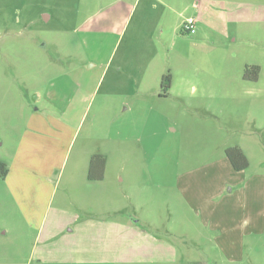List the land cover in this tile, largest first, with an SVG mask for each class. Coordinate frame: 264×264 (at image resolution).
I'll use <instances>...</instances> for the list:
<instances>
[{"label": "rangeland", "instance_id": "1", "mask_svg": "<svg viewBox=\"0 0 264 264\" xmlns=\"http://www.w3.org/2000/svg\"><path fill=\"white\" fill-rule=\"evenodd\" d=\"M254 65L259 78L245 79ZM236 144L245 181L259 178L236 198L245 231L215 228L156 186ZM93 153L107 159L102 181L85 180ZM0 161L14 166L0 177V264H36L34 249L64 234L90 246L76 223L45 236L81 214L105 232L95 246L140 247L92 264H264V0H0ZM127 219L140 235L107 236Z\"/></svg>", "mask_w": 264, "mask_h": 264}, {"label": "crops", "instance_id": "2", "mask_svg": "<svg viewBox=\"0 0 264 264\" xmlns=\"http://www.w3.org/2000/svg\"><path fill=\"white\" fill-rule=\"evenodd\" d=\"M161 84V83H160ZM161 87V86H160ZM162 95V93L160 94ZM168 95V94H167ZM164 95V96H167ZM82 101V98H81ZM35 127V132H36ZM58 135L60 133L55 132ZM34 143L36 138L32 140ZM244 150V147L241 144H236ZM235 146V145H234ZM229 146L223 147L224 156L221 157L222 159L219 161H211L210 164L207 166L202 167H193L188 170L178 171L177 175L175 176V180L172 183H158L156 186L160 187L161 189L167 187L168 189L175 191L176 200L183 204L187 209L193 212H198L199 214L211 218L215 220L214 227L215 228H224L227 232L237 233L238 231H245V225H247V220L238 221V215L241 214V206H237L236 198L242 191V184L245 182L247 186L252 182L259 181L258 175H253L252 178L245 181L244 178V170H236L229 158L226 155V148ZM94 154V153H93ZM248 156V154L246 153ZM249 158V156H248ZM250 161V160H249ZM9 169L7 174V178L12 174L13 170ZM106 175V170H105ZM104 178L102 180L105 179ZM86 181H102V180H90L88 178V169L86 170L85 175ZM232 184L235 187L238 186V189L235 191L233 189H228V185ZM255 184V183H254ZM218 212L221 214H225V216H229V220L222 223L223 218H216L215 215H218ZM241 216V215H240ZM240 218V217H239ZM242 218V217H241ZM253 219V218H252ZM47 220L48 216L44 215L42 223L40 225L41 229L38 233V236H42L45 230V226L47 227ZM109 220V219H107ZM35 221L31 222V225H35ZM38 221V220H37ZM98 218L92 217L90 218L89 215L82 216L81 215H60L53 219L52 224L48 232H46L45 236L47 237L48 234L52 233L54 230L57 229V233L52 239L59 237L60 234L63 232L65 228L69 225L76 223L81 232V236L88 237L91 234L92 239L89 242L92 244L89 246H80L77 245L78 242L73 241V237L70 234H64L63 237L65 238L64 242L62 241V245L60 248H52L49 245H43L42 247L38 248L37 250L34 249L33 255L35 256L34 261L36 264H42L45 260H50L53 263H76V264H92L99 262V258L102 255V258L108 259L109 256L106 254H110V252L114 253H127L129 251L136 252L140 249V247H130L127 248H119L115 246H104V247H97L94 245V238L93 236H105V232L103 233L100 230V224H97ZM253 221V220H251ZM45 222V223H44ZM138 220H129L127 221H118L115 223L114 234L110 231V227L106 229L107 236L114 238L116 240H130L134 235H140L141 232L137 229L136 223ZM74 226V225H73ZM92 226V228H90ZM249 227V225H248ZM247 227V228H248ZM89 229H96L97 231L89 233ZM246 228V230H247ZM65 231V230H64ZM72 231V229H66V233ZM224 233H226L224 231ZM223 233V234H224ZM112 235V236H111ZM62 236H60L61 239ZM114 240V239H113ZM218 240V239H217ZM218 247L222 248V244H218V241L214 240ZM241 246V244H240ZM228 249L238 248V241L231 240L227 243ZM225 250V251H226ZM125 256V255H124Z\"/></svg>", "mask_w": 264, "mask_h": 264}, {"label": "trees", "instance_id": "3", "mask_svg": "<svg viewBox=\"0 0 264 264\" xmlns=\"http://www.w3.org/2000/svg\"><path fill=\"white\" fill-rule=\"evenodd\" d=\"M259 66L247 67L243 77L245 79L256 80L259 78ZM172 85V74L169 72L164 74L161 79L162 95H167ZM226 155L231 161L236 170H244L250 165V161L242 147L235 145L226 148ZM107 159L104 154L96 153L92 155L88 167V178L90 180H102L105 175ZM9 172V167L6 163L0 161V177L5 178Z\"/></svg>", "mask_w": 264, "mask_h": 264}, {"label": "built area", "instance_id": "4", "mask_svg": "<svg viewBox=\"0 0 264 264\" xmlns=\"http://www.w3.org/2000/svg\"><path fill=\"white\" fill-rule=\"evenodd\" d=\"M184 32L194 34L197 31V20L194 17L187 18L182 25Z\"/></svg>", "mask_w": 264, "mask_h": 264}]
</instances>
